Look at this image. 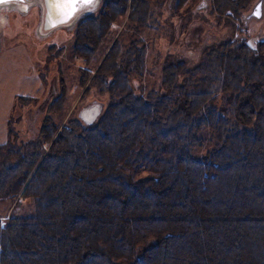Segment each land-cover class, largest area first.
I'll return each instance as SVG.
<instances>
[{"label":"trees","instance_id":"16d2710c","mask_svg":"<svg viewBox=\"0 0 264 264\" xmlns=\"http://www.w3.org/2000/svg\"><path fill=\"white\" fill-rule=\"evenodd\" d=\"M163 2L102 0L72 28L73 59L88 67L103 54L79 86L111 102L92 126L46 117L34 141L0 145V200L33 204L0 220V264H264V41L222 42L193 68L169 63L165 93L137 97L146 47L107 39L127 15L135 38ZM253 2L207 8L234 24ZM60 86L47 112L64 110Z\"/></svg>","mask_w":264,"mask_h":264},{"label":"rangeland","instance_id":"374dc122","mask_svg":"<svg viewBox=\"0 0 264 264\" xmlns=\"http://www.w3.org/2000/svg\"><path fill=\"white\" fill-rule=\"evenodd\" d=\"M25 1L30 5L24 9L19 4L0 7V145L9 143L16 147L34 141L46 117L60 127L71 119L88 127L99 115L94 119V115L85 114L92 109L100 114L111 102L109 95L94 88L84 91L78 84L81 71H94L103 54L99 51L88 67L81 59H73L70 51L73 27L41 35V8L35 0ZM201 1L208 4L209 0H189L175 10L173 0H164L160 7L153 8L152 23L135 38L132 30H126L128 15L112 25L109 43L123 38L126 45L136 39L146 47L144 74L130 79L137 97H145L150 91L165 93L161 76L169 63L182 61L187 68H193L204 50L222 42L230 41L236 46L246 43L255 50L264 41V0H254L242 20L234 24L218 18ZM258 4L260 18L252 15ZM61 80L66 85L64 110L59 114L47 112L44 107L59 95ZM28 98L34 102L22 103ZM205 151L206 148L196 152L195 157L202 158ZM32 213L33 204L29 200L19 198L14 203L0 200L1 223L8 217H28Z\"/></svg>","mask_w":264,"mask_h":264},{"label":"water","instance_id":"95a60500","mask_svg":"<svg viewBox=\"0 0 264 264\" xmlns=\"http://www.w3.org/2000/svg\"><path fill=\"white\" fill-rule=\"evenodd\" d=\"M101 1L102 0H94L93 5L78 7L77 11L70 18L66 19V21L64 22H58V17L55 14V10L50 7L49 0H40L39 2H35L41 8L40 34L45 36L59 28L74 27L77 21H79L81 18L95 14ZM14 4L23 5V7H27L30 5L25 0H7V2H0V7L14 5ZM252 15L255 16L256 18L261 17V8L259 4L255 7L254 11L252 12ZM88 115L90 116L94 115V119H95L100 114L97 113L95 109H92L90 113L85 114V116Z\"/></svg>","mask_w":264,"mask_h":264},{"label":"snow or ice","instance_id":"6c2138e0","mask_svg":"<svg viewBox=\"0 0 264 264\" xmlns=\"http://www.w3.org/2000/svg\"><path fill=\"white\" fill-rule=\"evenodd\" d=\"M7 2V0H0ZM50 7L55 10L58 22H64L70 18L80 6L93 5L94 0H49Z\"/></svg>","mask_w":264,"mask_h":264},{"label":"flooded vegetation","instance_id":"af4514ba","mask_svg":"<svg viewBox=\"0 0 264 264\" xmlns=\"http://www.w3.org/2000/svg\"><path fill=\"white\" fill-rule=\"evenodd\" d=\"M40 0H35V2H39ZM20 4V3H19ZM15 5V4H14ZM22 9H24L25 7H23V5L21 6Z\"/></svg>","mask_w":264,"mask_h":264}]
</instances>
